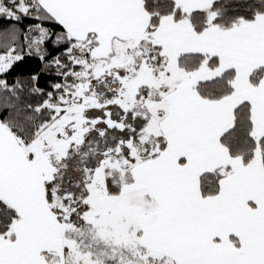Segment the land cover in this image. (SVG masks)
<instances>
[{"label": "snow or ice", "instance_id": "6c2138e0", "mask_svg": "<svg viewBox=\"0 0 264 264\" xmlns=\"http://www.w3.org/2000/svg\"><path fill=\"white\" fill-rule=\"evenodd\" d=\"M0 264H264V0H0Z\"/></svg>", "mask_w": 264, "mask_h": 264}]
</instances>
